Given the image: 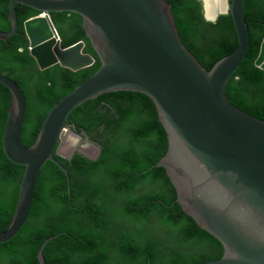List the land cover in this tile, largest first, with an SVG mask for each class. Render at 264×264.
<instances>
[{
    "label": "trees",
    "instance_id": "trees-1",
    "mask_svg": "<svg viewBox=\"0 0 264 264\" xmlns=\"http://www.w3.org/2000/svg\"><path fill=\"white\" fill-rule=\"evenodd\" d=\"M181 39L207 70L233 53L238 38L231 14L216 22L204 17L200 0H165ZM10 0H0V31L10 32ZM16 5L18 33L0 40V72L24 91L27 114L22 137L30 147L50 110L76 86L92 76L100 61L83 30L80 15L53 12L51 17L66 48L79 41L94 64L72 72L60 65L41 71L29 52L24 22L39 15ZM249 48L230 78L229 100L264 120V71L255 67L264 38V0H246ZM12 94L0 84V233L15 213L25 167L11 162L3 135ZM66 126L84 133L100 148L96 160L78 152L70 159L54 157L66 174L49 161L42 168L29 220L9 242L0 243V264H202L224 255L222 243L202 229L177 201L167 170L156 164L168 151V135L156 105L139 92L116 91L75 108ZM57 150V148H56Z\"/></svg>",
    "mask_w": 264,
    "mask_h": 264
},
{
    "label": "water",
    "instance_id": "water-1",
    "mask_svg": "<svg viewBox=\"0 0 264 264\" xmlns=\"http://www.w3.org/2000/svg\"><path fill=\"white\" fill-rule=\"evenodd\" d=\"M200 1L209 22L231 14L238 38L236 50L211 70L183 43L172 5L165 0H10L12 29L0 31V40L18 33L16 5L38 11L24 22V29L30 55L41 71L60 65L76 72L94 64L83 52L82 41L62 48L53 12L81 16L100 67L50 110L30 147L22 137L25 93L0 72V84L12 94L3 150L11 162L26 168L12 222L0 233V243L12 240L29 220L47 162L66 174L69 195L67 171L54 154L70 159L74 151L65 152L67 135L81 140L74 131L63 132L71 112L103 94L132 91L152 99L167 131L168 151L156 166L167 170L185 213L224 247L222 258L202 264H264V120L237 107L226 93L249 48L246 0H230L226 10H216L212 17L206 0ZM255 67L264 71V38ZM85 147L95 152L90 155L85 148L77 152L96 160L100 148L89 142ZM52 239L40 248L39 264H45L44 248Z\"/></svg>",
    "mask_w": 264,
    "mask_h": 264
},
{
    "label": "bare ground",
    "instance_id": "bare-ground-1",
    "mask_svg": "<svg viewBox=\"0 0 264 264\" xmlns=\"http://www.w3.org/2000/svg\"><path fill=\"white\" fill-rule=\"evenodd\" d=\"M228 3L229 0H206L208 16L212 17L216 10H226Z\"/></svg>",
    "mask_w": 264,
    "mask_h": 264
},
{
    "label": "clouds",
    "instance_id": "clouds-1",
    "mask_svg": "<svg viewBox=\"0 0 264 264\" xmlns=\"http://www.w3.org/2000/svg\"><path fill=\"white\" fill-rule=\"evenodd\" d=\"M67 123V122H66ZM70 131H74L75 132V130H74V126H73V128L72 129H70V127L69 126H66L65 128H64V130H63V132H64V134H67V133H69ZM75 134H77L76 132H75ZM84 134V133H83ZM83 134H77V135H80L81 136V140H79V142L81 143V141L82 140H84L85 142H84V148H87V147H85V143L86 142H89V140H88V137L87 136H85V134L83 135ZM87 137V138H86ZM74 138V137H73ZM77 143V142H76ZM89 143H91V142H89ZM92 144V143H91ZM92 145H94V144H92ZM66 146H67V151L68 150H72V149H74V148H71L70 149V146H69V143L67 142V144H66ZM95 146V145H94ZM69 147V148H68ZM56 148H58V147H56ZM66 148V147H65ZM89 148H93V147H89ZM94 149V148H93ZM66 150V149H65ZM79 150V149H78ZM78 150H72V151H74V152H77ZM95 150V149H94ZM66 151V152H67ZM89 153V152H88ZM90 154V153H89ZM2 233V232H1Z\"/></svg>",
    "mask_w": 264,
    "mask_h": 264
},
{
    "label": "rangeland",
    "instance_id": "rangeland-1",
    "mask_svg": "<svg viewBox=\"0 0 264 264\" xmlns=\"http://www.w3.org/2000/svg\"><path fill=\"white\" fill-rule=\"evenodd\" d=\"M230 1V0H229ZM66 141L69 143L70 149L74 148V147H78V144H81L79 141H77L76 138H73L72 136H70L69 134L66 137ZM77 142V143H76ZM92 149V148H89ZM88 152V150H86ZM89 154V153H88ZM91 155V154H90Z\"/></svg>",
    "mask_w": 264,
    "mask_h": 264
},
{
    "label": "flooded vegetation",
    "instance_id": "flooded-vegetation-1",
    "mask_svg": "<svg viewBox=\"0 0 264 264\" xmlns=\"http://www.w3.org/2000/svg\"><path fill=\"white\" fill-rule=\"evenodd\" d=\"M84 140L81 141V144H78L77 146L78 147H74V149L72 150H78V149H84ZM69 148V147H68ZM86 150H88L89 153L93 154L95 152V150L92 148V149H89V147L85 148ZM67 151V147H66V150L65 152Z\"/></svg>",
    "mask_w": 264,
    "mask_h": 264
}]
</instances>
